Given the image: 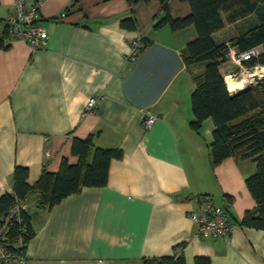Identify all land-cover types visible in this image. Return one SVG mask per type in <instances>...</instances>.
Returning <instances> with one entry per match:
<instances>
[{
	"label": "crops",
	"instance_id": "obj_1",
	"mask_svg": "<svg viewBox=\"0 0 264 264\" xmlns=\"http://www.w3.org/2000/svg\"><path fill=\"white\" fill-rule=\"evenodd\" d=\"M14 1L0 0V35ZM40 1L45 44L12 39L0 50V195L11 192L17 165L28 167L33 184L47 162L53 172L63 157L76 163L75 138L93 134L95 146L119 148L123 157L111 161L105 186L85 187L47 210L28 204L35 233L26 264H143L183 243L176 254L186 264L197 255L211 264H264V231L237 222L256 205L246 184L255 163L230 157L213 166V120L201 134L191 127L194 75L204 64L188 63L184 50L196 29L155 28L159 0ZM169 10L184 17L191 6L170 0ZM253 16L225 26L215 40L240 34ZM131 17L136 30L122 26ZM134 38L150 44L131 62ZM147 111L158 117L151 129L143 127ZM206 198L230 212L236 226L228 238L197 236L189 213Z\"/></svg>",
	"mask_w": 264,
	"mask_h": 264
},
{
	"label": "trees",
	"instance_id": "obj_2",
	"mask_svg": "<svg viewBox=\"0 0 264 264\" xmlns=\"http://www.w3.org/2000/svg\"><path fill=\"white\" fill-rule=\"evenodd\" d=\"M159 1L163 15L155 18V28L168 26L177 31L193 26L197 32L196 38L188 42L184 50L188 63L204 64L203 70L194 75L195 89L191 96V106L195 118L191 127L201 134L204 121L209 118L213 120L214 140L209 146L213 166L230 157L240 161L250 159L255 163V171L246 178V184L256 205L246 210L237 222L243 227L264 231V79L231 92L222 70L230 59L232 49L238 55L253 50L259 52L244 59V67L264 65V0H182L190 4L191 12L176 18L169 10L170 0ZM252 15L258 17L256 24L246 27L228 41L215 40L214 34L225 26ZM122 26L131 30L138 28L133 17L124 19ZM8 40L12 38L10 26L6 22L0 35V50L9 48ZM140 42L142 52L150 41L140 38ZM71 152L77 156L76 163L63 157L58 171L53 172L48 169L47 162L33 184L28 181V167L17 165L11 177V192L0 195V222L17 202L27 206L21 211L26 230H23L22 224L14 221L9 233L11 247L25 259L27 244L35 233L28 204L33 210H47L63 198L80 193L85 187L105 186L111 161L123 157V151L119 148L95 146L93 134L85 139L75 138ZM230 219L234 222L231 214ZM185 245L176 246L173 255L145 258L143 264H186L184 253L176 254ZM195 264H211V259L197 255Z\"/></svg>",
	"mask_w": 264,
	"mask_h": 264
},
{
	"label": "built area",
	"instance_id": "obj_3",
	"mask_svg": "<svg viewBox=\"0 0 264 264\" xmlns=\"http://www.w3.org/2000/svg\"><path fill=\"white\" fill-rule=\"evenodd\" d=\"M42 2L37 0L31 4L27 0H15L13 3V10L7 15L6 22L10 26V37L12 39H21L30 45L31 48L42 47L49 37L47 28L43 25L41 20ZM238 59L239 65L248 74L252 76L245 79L243 87L246 84L257 82L264 79V65H257L252 68H246L242 65V61L251 57L253 54L259 53L257 50L242 53L240 55L232 49L229 56ZM141 54L140 38H134L130 44L129 52L126 55V60L136 62ZM239 80L238 77H234ZM229 88V87H228ZM230 90V89H229ZM231 92L236 90H230ZM97 103V96L91 97L87 104V109L92 108ZM158 117L154 113L147 111V116L143 121L145 129H151L156 123ZM25 204L17 202L7 211L1 218L0 222V264H26V259L15 252L9 242V233L14 224V221L22 224L23 230H26L25 221L22 218L21 211L26 209ZM190 218L197 224V236L203 239H220L228 238L234 231L235 223L230 219L229 211L216 204L212 198H206L198 210L189 213Z\"/></svg>",
	"mask_w": 264,
	"mask_h": 264
},
{
	"label": "rangeland",
	"instance_id": "obj_4",
	"mask_svg": "<svg viewBox=\"0 0 264 264\" xmlns=\"http://www.w3.org/2000/svg\"><path fill=\"white\" fill-rule=\"evenodd\" d=\"M257 18L258 17L256 15H254V17L246 19V21H245L243 26L247 27V28L251 27L252 25L257 23ZM233 54H234L235 57L231 56L229 61H228V63H227V65H225L224 67L227 68V69L231 68L230 73H231V75L233 77H238V79H242V78L246 79V77L248 76L247 72H249V71H247V69L245 70L243 67H241L239 65V62H238V59H236L235 53H233ZM251 74L252 73H249V75H251ZM237 90H239V89H237Z\"/></svg>",
	"mask_w": 264,
	"mask_h": 264
},
{
	"label": "bare ground",
	"instance_id": "obj_5",
	"mask_svg": "<svg viewBox=\"0 0 264 264\" xmlns=\"http://www.w3.org/2000/svg\"><path fill=\"white\" fill-rule=\"evenodd\" d=\"M251 76H252V74L251 75L248 74V76L246 77L245 80H247ZM225 80H226V83H227L230 90H237V89L243 88V82L245 81V80H240V79L236 80L231 74L226 75Z\"/></svg>",
	"mask_w": 264,
	"mask_h": 264
},
{
	"label": "clouds",
	"instance_id": "obj_6",
	"mask_svg": "<svg viewBox=\"0 0 264 264\" xmlns=\"http://www.w3.org/2000/svg\"><path fill=\"white\" fill-rule=\"evenodd\" d=\"M229 89V88H228Z\"/></svg>",
	"mask_w": 264,
	"mask_h": 264
}]
</instances>
